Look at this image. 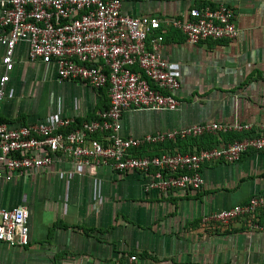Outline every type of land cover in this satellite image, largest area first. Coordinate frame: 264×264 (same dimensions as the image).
Returning a JSON list of instances; mask_svg holds the SVG:
<instances>
[{"label": "crops", "instance_id": "crops-1", "mask_svg": "<svg viewBox=\"0 0 264 264\" xmlns=\"http://www.w3.org/2000/svg\"><path fill=\"white\" fill-rule=\"evenodd\" d=\"M2 1L0 0V11ZM225 2L239 29L232 39L191 44L163 25L160 48L179 80L175 110H126L124 136L193 123L249 122L264 132V0H121L123 12L184 17L193 6ZM1 32V28H0ZM0 43V75L3 73ZM0 120L10 125L73 116L93 117L108 104L106 89L56 76L53 62L29 61L27 44L12 52ZM236 132H215L141 146L136 153L191 151L221 145ZM55 159L27 177L0 179V209L24 204L28 242L0 241V264H264V207L225 225L203 226L204 213L228 208L264 191V151H246L235 162L205 163L200 190H145L135 170L86 166ZM137 255L134 261L129 260Z\"/></svg>", "mask_w": 264, "mask_h": 264}, {"label": "built area", "instance_id": "built-area-1", "mask_svg": "<svg viewBox=\"0 0 264 264\" xmlns=\"http://www.w3.org/2000/svg\"><path fill=\"white\" fill-rule=\"evenodd\" d=\"M163 25L181 31L191 44L232 39L239 32L234 10L225 2L193 6L184 17L163 19L154 14H127L121 9V0H3L0 102L13 67V48L23 41L29 61L53 62L59 79L79 80L95 90L104 87L108 104L81 120L65 116L19 125L0 120V179L27 177L50 167L55 159L65 158L78 173L98 165L138 171L146 176L145 190H200L203 164L235 162L248 150L264 151V132L253 131L249 122L205 121L141 136L120 133L126 110L163 111L179 106L174 95L179 80L160 52ZM226 131L237 135L221 145L191 151L135 152L145 145ZM263 207L264 191L228 208L204 213L200 223L225 225ZM27 218L24 204L1 208L0 241L26 244ZM136 259V254L129 256L130 261Z\"/></svg>", "mask_w": 264, "mask_h": 264}, {"label": "trees", "instance_id": "trees-1", "mask_svg": "<svg viewBox=\"0 0 264 264\" xmlns=\"http://www.w3.org/2000/svg\"><path fill=\"white\" fill-rule=\"evenodd\" d=\"M138 154H140V153H138Z\"/></svg>", "mask_w": 264, "mask_h": 264}]
</instances>
